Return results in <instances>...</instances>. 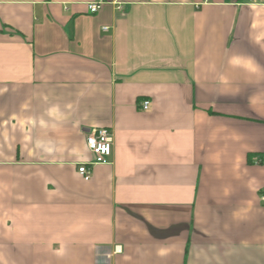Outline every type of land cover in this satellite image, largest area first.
<instances>
[{"label":"crops","instance_id":"crops-1","mask_svg":"<svg viewBox=\"0 0 264 264\" xmlns=\"http://www.w3.org/2000/svg\"><path fill=\"white\" fill-rule=\"evenodd\" d=\"M94 1L0 0V264H264V0Z\"/></svg>","mask_w":264,"mask_h":264},{"label":"built area","instance_id":"built-area-1","mask_svg":"<svg viewBox=\"0 0 264 264\" xmlns=\"http://www.w3.org/2000/svg\"><path fill=\"white\" fill-rule=\"evenodd\" d=\"M104 4V0H96L88 4V10L91 14L98 13ZM121 11V7L118 8ZM143 110H148L150 103L143 102ZM87 146L94 156V162L91 165L107 164L112 157L114 140L112 131L108 128H97L86 133ZM79 172L86 180L90 179L88 166L83 165L79 168ZM264 202V193L262 194Z\"/></svg>","mask_w":264,"mask_h":264}]
</instances>
